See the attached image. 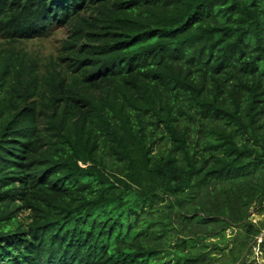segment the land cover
Listing matches in <instances>:
<instances>
[{
    "label": "trees",
    "instance_id": "obj_1",
    "mask_svg": "<svg viewBox=\"0 0 264 264\" xmlns=\"http://www.w3.org/2000/svg\"><path fill=\"white\" fill-rule=\"evenodd\" d=\"M263 204L264 0H0V264H254Z\"/></svg>",
    "mask_w": 264,
    "mask_h": 264
},
{
    "label": "rangeland",
    "instance_id": "obj_2",
    "mask_svg": "<svg viewBox=\"0 0 264 264\" xmlns=\"http://www.w3.org/2000/svg\"><path fill=\"white\" fill-rule=\"evenodd\" d=\"M65 37L64 29L60 28L45 39L34 40L29 44L31 51H37L45 56L54 54L56 47L59 45V41ZM24 214H20L19 218L22 219ZM249 219L256 225H264V204L254 205L250 208ZM264 234V230L263 233ZM262 235L258 236L256 241L260 239ZM249 258L254 261V264H264V246L260 247L257 243L252 248V254Z\"/></svg>",
    "mask_w": 264,
    "mask_h": 264
}]
</instances>
